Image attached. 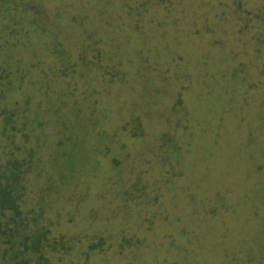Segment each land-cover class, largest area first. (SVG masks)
<instances>
[{
	"label": "rangeland",
	"instance_id": "1",
	"mask_svg": "<svg viewBox=\"0 0 264 264\" xmlns=\"http://www.w3.org/2000/svg\"><path fill=\"white\" fill-rule=\"evenodd\" d=\"M10 158L48 264H264V0H0Z\"/></svg>",
	"mask_w": 264,
	"mask_h": 264
},
{
	"label": "trees",
	"instance_id": "2",
	"mask_svg": "<svg viewBox=\"0 0 264 264\" xmlns=\"http://www.w3.org/2000/svg\"><path fill=\"white\" fill-rule=\"evenodd\" d=\"M27 102L29 103L28 99ZM3 111L5 122L10 124V128L13 129L15 122L13 115H19L18 111L20 110L5 109ZM20 112L25 119L28 118V108ZM24 165L25 162H20L16 158H10L4 168L0 165V264L5 261L9 263L13 261V258L16 264H25L26 261L21 257L31 249L34 253H38L39 260H43L45 264L49 263V259L44 256V252L41 250V239L47 237L48 231L37 236L22 238L26 235L24 227L27 226V218L23 217L21 211V204L24 202L23 197L25 196ZM8 212H12L10 218L6 221L2 220L8 216L6 215ZM29 241H31L30 245Z\"/></svg>",
	"mask_w": 264,
	"mask_h": 264
}]
</instances>
